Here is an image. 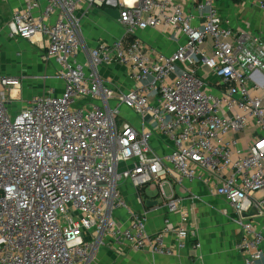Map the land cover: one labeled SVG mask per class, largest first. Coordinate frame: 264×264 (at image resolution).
Segmentation results:
<instances>
[{
	"label": "built area",
	"instance_id": "obj_1",
	"mask_svg": "<svg viewBox=\"0 0 264 264\" xmlns=\"http://www.w3.org/2000/svg\"><path fill=\"white\" fill-rule=\"evenodd\" d=\"M21 1L10 37L45 48L65 87L34 96L13 116L21 80L0 75V264H101L104 246L172 254L164 235L193 233L167 218L149 234L147 213L124 199L127 180L138 195L156 189L168 213L182 204L175 185L201 184L232 208L245 264H264V40L225 25L219 0L197 3L195 13L180 0ZM255 1L264 12V0ZM81 4L118 9L126 31L88 48L84 62ZM161 27L184 38L170 54L136 35ZM114 63L128 69V91L99 74ZM125 105L140 127L122 114ZM122 208L128 225L115 217Z\"/></svg>",
	"mask_w": 264,
	"mask_h": 264
},
{
	"label": "crops",
	"instance_id": "obj_2",
	"mask_svg": "<svg viewBox=\"0 0 264 264\" xmlns=\"http://www.w3.org/2000/svg\"><path fill=\"white\" fill-rule=\"evenodd\" d=\"M202 1L180 0L179 2L188 11L195 13L196 4ZM0 3L4 12V26L0 29V48L3 47V52H0V75L18 77L21 83L23 81L24 84L26 83L22 104L19 105L12 95L11 100L14 105L12 103L10 108L15 113L34 96L49 92L54 95L61 94L65 81L59 77V65L53 59L45 58V48L19 37H10L7 23L15 10L23 9L22 1L0 0ZM218 5L226 21L225 25L241 27L264 40V12L257 1L219 0ZM104 10L81 4L76 11V15L81 19L80 30L84 43V50L78 57L80 62L86 60L88 48L100 42L110 43L122 39L126 35L124 27L118 20L109 16ZM136 35L149 46L165 54L174 52L184 41L183 37L179 38L178 34L168 27L138 31ZM36 50H38L37 54H35ZM41 59L43 61L45 59L50 65L45 68ZM99 74L121 90L128 91L134 86L128 69L121 64L102 65L99 67ZM129 187L135 188L130 181L123 182L124 199L132 210L147 213L146 228L149 234L161 232L167 218L170 219V226L186 224L193 234L185 239H180L174 233L164 235V245L172 249V254L158 253L151 247L134 249L125 245V255H120L112 247L107 246V249H103L104 257L100 258L101 262L103 260L105 264H245L244 254L235 247L240 238L239 228L228 218V215L233 216L234 212L224 199L212 198L207 189L198 183L175 185L173 190L182 198V204L178 211L168 213L154 203H157L156 189L148 188L151 189V193L146 192V188L140 189V195L136 189L131 199ZM184 212L189 213V219L185 223L182 219ZM115 217L117 221L126 225L130 220L126 208L117 210ZM199 243L200 247L197 246Z\"/></svg>",
	"mask_w": 264,
	"mask_h": 264
},
{
	"label": "rangeland",
	"instance_id": "obj_3",
	"mask_svg": "<svg viewBox=\"0 0 264 264\" xmlns=\"http://www.w3.org/2000/svg\"><path fill=\"white\" fill-rule=\"evenodd\" d=\"M3 15H4V12L2 10L1 3H0V29L4 26ZM0 52H3V47L0 48ZM37 52H38V50L35 51V54H37ZM45 61L46 60L44 59L43 65L45 66V68H47L50 65V63H46ZM1 76H3V75H1ZM25 85H26V83L24 84V81H23L21 83V87L20 88L14 89L12 91V95L14 96L13 98L19 105L22 104V102H23V96H24L23 93H24V89H25L24 87H26ZM13 105H14V103H13ZM13 110H15L14 106H13ZM10 112H11V114H13V116L16 115V112L12 113L11 109H10ZM17 112H19V111H17ZM121 112L125 116L126 119L130 120L132 123H134L138 127H140V125L138 123L139 116L131 107H129L127 105L122 106L121 107ZM129 189H130V192H129L130 195L129 196H130L131 199H133V196L135 195L136 189L135 188H131V187H129ZM164 189H165V192H166L167 196H170L171 195V190H170L169 186L168 185L164 186ZM146 192L151 193V189L146 188ZM101 248L102 249L99 251L98 256H100V258L102 259V257H104V250L103 249H107L108 247L104 246V247H101ZM102 262H103V260H102ZM102 262L100 261L101 264L104 263V262L103 263Z\"/></svg>",
	"mask_w": 264,
	"mask_h": 264
},
{
	"label": "water",
	"instance_id": "obj_4",
	"mask_svg": "<svg viewBox=\"0 0 264 264\" xmlns=\"http://www.w3.org/2000/svg\"><path fill=\"white\" fill-rule=\"evenodd\" d=\"M105 13H107L109 16H111L114 19H118L119 18V10L118 9H114V8H106ZM155 204H157L156 202H154Z\"/></svg>",
	"mask_w": 264,
	"mask_h": 264
},
{
	"label": "trees",
	"instance_id": "obj_5",
	"mask_svg": "<svg viewBox=\"0 0 264 264\" xmlns=\"http://www.w3.org/2000/svg\"><path fill=\"white\" fill-rule=\"evenodd\" d=\"M141 191V190H140Z\"/></svg>",
	"mask_w": 264,
	"mask_h": 264
}]
</instances>
